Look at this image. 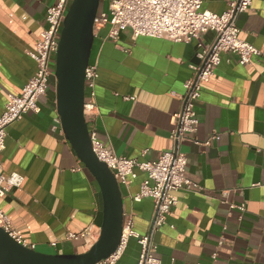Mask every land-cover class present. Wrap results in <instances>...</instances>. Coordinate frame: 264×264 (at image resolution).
Wrapping results in <instances>:
<instances>
[{"label":"crops","instance_id":"1","mask_svg":"<svg viewBox=\"0 0 264 264\" xmlns=\"http://www.w3.org/2000/svg\"><path fill=\"white\" fill-rule=\"evenodd\" d=\"M53 2L0 0V114L8 94H20L36 71L28 52L47 27L46 12ZM202 2L204 9L222 13L230 0ZM237 25L240 38L261 55L243 65L235 54L223 53L214 76L203 84L196 103L197 131L181 143L187 175L201 189L177 192V204L155 235L162 264H264V0H253ZM107 32L105 27L95 37L90 60L99 67L100 113L93 126L118 155L155 161L174 147L172 114L182 102L172 92H184L191 66L200 62L199 43L209 46L215 32L191 42L133 37L130 30L115 42ZM39 104L40 112L25 113L7 128L0 173L19 172L25 179L0 196V208L36 250L83 252L100 236V187L57 120L55 75ZM214 133L219 138L210 145L193 141L204 142ZM144 177L138 171L129 188L121 186L125 210L135 212L140 233L147 231L154 211L152 199L134 202L131 197ZM228 202L245 203L246 210L230 209ZM140 249L131 238L116 264H137Z\"/></svg>","mask_w":264,"mask_h":264},{"label":"built area","instance_id":"2","mask_svg":"<svg viewBox=\"0 0 264 264\" xmlns=\"http://www.w3.org/2000/svg\"><path fill=\"white\" fill-rule=\"evenodd\" d=\"M72 0H55L46 12L47 27L38 39L35 49L29 55L35 60V73L26 82L20 94L9 93L4 111L0 114V151L6 147L7 128L25 113L41 111L39 100L46 95L49 81L55 75V59L59 45L63 21ZM109 1L108 8L99 9L94 19V35L108 27L107 39L117 42L124 30H130L133 37L151 36L165 38L176 42H191L201 39L207 31H214L215 38L209 46L201 42L197 56L200 62L192 65L193 74L184 82V92L176 93L182 105L179 111L172 114L171 139L174 147L165 151L155 160H139L118 155L98 136L93 123L100 113L97 101V80L99 67L95 62L89 63L85 71L84 114L89 126L93 150L97 157L112 170L120 186L129 188L138 178V171L145 174L139 190L132 194L134 202L150 198L154 202V211L145 233L135 228V212H124L123 233L117 250L95 264H116L131 238L140 245L137 264H162L157 255L156 233L167 223L172 207L178 202L177 192L182 190L197 191L199 183L187 175V154L181 149L182 141L197 131L199 117L196 103L200 100L203 84L209 81L222 60V54L231 52L237 56L240 64H252L253 57L261 51L251 42L240 38L237 25L238 16L248 10L253 0H230L229 7L222 13H216L202 7V0H102ZM135 97H127V99ZM60 120L59 118L57 119ZM219 134L214 133L204 142L193 139L194 143L210 145ZM1 168V164H0ZM25 177L19 172L9 175L0 173V196L13 187L20 186ZM226 192L223 193V200ZM230 209L246 210L245 203L228 202ZM0 226L23 246L35 249L36 244L28 241L19 231L12 219L0 208ZM77 237V234H70ZM86 237V236H85ZM224 238L219 244L223 243ZM56 244L55 242L53 243ZM217 252L213 254V259ZM198 264H214L198 263Z\"/></svg>","mask_w":264,"mask_h":264},{"label":"water","instance_id":"3","mask_svg":"<svg viewBox=\"0 0 264 264\" xmlns=\"http://www.w3.org/2000/svg\"><path fill=\"white\" fill-rule=\"evenodd\" d=\"M101 1H71L55 56L56 107L62 130L101 191L100 236L83 252L45 253L19 244L0 226V264H95L120 245L125 212L123 191L112 170L94 152L84 114L85 71L91 60L94 19Z\"/></svg>","mask_w":264,"mask_h":264},{"label":"rangeland","instance_id":"4","mask_svg":"<svg viewBox=\"0 0 264 264\" xmlns=\"http://www.w3.org/2000/svg\"><path fill=\"white\" fill-rule=\"evenodd\" d=\"M108 5H109V1H101V5H100V9H102L103 7L104 8H108ZM54 59H55V56H54Z\"/></svg>","mask_w":264,"mask_h":264},{"label":"bare ground","instance_id":"5","mask_svg":"<svg viewBox=\"0 0 264 264\" xmlns=\"http://www.w3.org/2000/svg\"><path fill=\"white\" fill-rule=\"evenodd\" d=\"M89 239V238H88Z\"/></svg>","mask_w":264,"mask_h":264}]
</instances>
